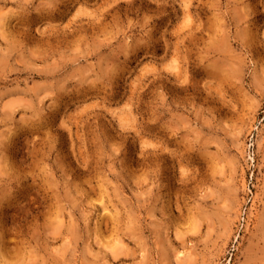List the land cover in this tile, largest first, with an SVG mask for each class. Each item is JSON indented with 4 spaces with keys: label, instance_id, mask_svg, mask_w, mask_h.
<instances>
[{
    "label": "clouds",
    "instance_id": "9594fccd",
    "mask_svg": "<svg viewBox=\"0 0 264 264\" xmlns=\"http://www.w3.org/2000/svg\"><path fill=\"white\" fill-rule=\"evenodd\" d=\"M0 264H264V0H0Z\"/></svg>",
    "mask_w": 264,
    "mask_h": 264
}]
</instances>
